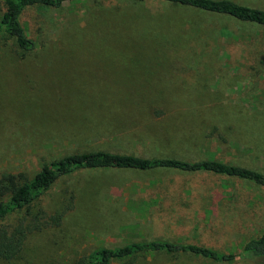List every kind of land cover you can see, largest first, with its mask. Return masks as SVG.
Instances as JSON below:
<instances>
[{"label": "rangeland", "instance_id": "rangeland-1", "mask_svg": "<svg viewBox=\"0 0 264 264\" xmlns=\"http://www.w3.org/2000/svg\"><path fill=\"white\" fill-rule=\"evenodd\" d=\"M234 1L264 9V0ZM22 22L34 50L0 36V175L31 178L52 160L91 150L215 159L264 173V25L137 0L32 5ZM38 204L52 225L0 264H75L98 247L151 239L238 254L264 231V186L213 172L78 169ZM110 264L264 258L162 251Z\"/></svg>", "mask_w": 264, "mask_h": 264}, {"label": "trees", "instance_id": "trees-1", "mask_svg": "<svg viewBox=\"0 0 264 264\" xmlns=\"http://www.w3.org/2000/svg\"><path fill=\"white\" fill-rule=\"evenodd\" d=\"M66 0H1L4 10L0 16V36L8 35L15 40L24 53L34 50L35 41L23 25L25 10L32 5L60 6ZM160 2L203 10L213 14L229 15L240 21L264 25V9L250 7L234 0H137ZM172 169L184 172H213L250 180L264 186V173L215 159L189 160L176 157H146L129 153L91 150L65 155L44 164L31 178L20 180L22 175L3 172L0 175V257L6 260L16 257L23 248L28 234L51 224L46 211L38 201L47 189L61 176L78 169ZM23 212L21 219L14 223L2 224L13 213ZM63 213L57 212L52 218L59 224ZM187 252L217 261H230L236 256L264 258V231L249 238L238 254L222 252L208 246L175 242L166 239H151L126 244L122 247H98L75 264H110L142 252Z\"/></svg>", "mask_w": 264, "mask_h": 264}]
</instances>
